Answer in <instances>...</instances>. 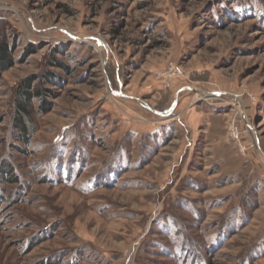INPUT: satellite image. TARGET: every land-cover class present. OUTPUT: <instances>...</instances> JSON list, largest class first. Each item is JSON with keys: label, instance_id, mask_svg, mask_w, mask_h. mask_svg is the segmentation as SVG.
Wrapping results in <instances>:
<instances>
[{"label": "rangeland", "instance_id": "374dc122", "mask_svg": "<svg viewBox=\"0 0 264 264\" xmlns=\"http://www.w3.org/2000/svg\"><path fill=\"white\" fill-rule=\"evenodd\" d=\"M2 41L0 264H264V0H0Z\"/></svg>", "mask_w": 264, "mask_h": 264}, {"label": "trees", "instance_id": "16d2710c", "mask_svg": "<svg viewBox=\"0 0 264 264\" xmlns=\"http://www.w3.org/2000/svg\"><path fill=\"white\" fill-rule=\"evenodd\" d=\"M16 49L15 43L11 46L5 42H0V77L2 73L12 68L15 65L14 60L11 57L12 51ZM36 47L28 45L24 48L22 52L21 60L27 58L28 56L36 52ZM43 77L49 82L50 75L45 74ZM39 78L34 75L23 79L20 84L17 86L15 91V107L13 121L16 125V128L19 131L21 138L24 142H27L29 130L27 128L26 119L30 118L32 115L31 103L35 100L40 102V112L45 114L49 111V103L46 102L45 98L47 95L46 91L39 89L34 91V83L37 82Z\"/></svg>", "mask_w": 264, "mask_h": 264}, {"label": "built area", "instance_id": "2783aa9c", "mask_svg": "<svg viewBox=\"0 0 264 264\" xmlns=\"http://www.w3.org/2000/svg\"><path fill=\"white\" fill-rule=\"evenodd\" d=\"M170 72L176 74V71H175V69H174L173 67L170 68ZM235 135H236V133H235ZM233 136H234V135H233ZM235 138H236V137H235ZM236 139H237V138H236Z\"/></svg>", "mask_w": 264, "mask_h": 264}]
</instances>
